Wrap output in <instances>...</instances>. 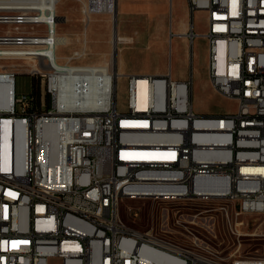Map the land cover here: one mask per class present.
I'll return each instance as SVG.
<instances>
[{"label": "built area", "instance_id": "obj_1", "mask_svg": "<svg viewBox=\"0 0 264 264\" xmlns=\"http://www.w3.org/2000/svg\"><path fill=\"white\" fill-rule=\"evenodd\" d=\"M46 1H54V14L41 21ZM60 1L0 0V60H31L36 80L19 91L17 68L0 64V264H50L52 257L61 264H264V255L210 259L196 234V226L210 229L214 214L206 209L163 210L160 233L129 228L119 214L121 193L151 201L206 195L209 202L222 194L225 206L215 210L237 218L229 229L240 235V216L264 213V0H188L192 15L206 12L208 29L196 34L191 20L186 35L206 37L211 84L237 102L219 115L194 110L192 77L173 78L171 66L164 74H125L126 110L118 107L114 58L110 66L74 60L59 67L58 45L38 46V38L58 32ZM78 1L85 19L118 12L119 0ZM83 43L74 59L87 54ZM119 44L113 40V57ZM69 73L80 108L68 106ZM87 73L100 74L99 103L81 104ZM169 227L193 238L176 245Z\"/></svg>", "mask_w": 264, "mask_h": 264}, {"label": "rangeland", "instance_id": "obj_2", "mask_svg": "<svg viewBox=\"0 0 264 264\" xmlns=\"http://www.w3.org/2000/svg\"><path fill=\"white\" fill-rule=\"evenodd\" d=\"M82 8V3L78 0L59 2L58 14L64 16L65 20H60L58 33L66 36L68 41L58 45V60L61 63H74V60L106 63L114 58L118 71L123 74L119 76L117 94L118 107L121 110L128 108V79L125 74L144 75L157 70L167 72L169 66L175 79L192 77L191 99L196 112L219 115L236 109V100L223 96L211 84L208 74L209 45L206 37L196 35L194 42H185L182 37L173 34L182 22L186 24L184 28L188 24L190 29L191 20L194 22L196 34L206 32L208 25L204 10H197L192 15L188 0H119V10L115 17L109 14H94L90 19H85ZM171 29L172 35H169ZM117 31L133 40L131 43L120 42L117 54L113 57V40ZM152 37L157 41L165 39V50L154 49L149 53L142 51L140 47L147 46ZM85 38L88 40L87 54L74 59V52L83 50ZM32 63L28 59L0 60L3 68H17L18 81L25 82L26 87L29 86L27 74ZM13 64L18 66L13 67ZM218 206H225V200L211 198L209 202V199H197L175 204L148 199H125L121 204L120 214L126 222L139 230L160 233L162 223L167 225V212L163 213V210L167 211L168 208L172 214L187 209L194 214L206 209V212H213L215 219L208 216L210 229L205 232V227L196 226V234L206 241L210 253L227 260L245 256L262 257L264 213L240 216L239 219L244 220V223L241 225L240 235H237L229 229L237 218H225V212L215 210ZM226 208L229 211L226 214L234 213V206ZM172 218H169L171 222ZM183 231L185 232L183 228H173L167 235L183 243L185 239L193 238L187 231L186 235H183ZM50 264H61V261L58 257H52Z\"/></svg>", "mask_w": 264, "mask_h": 264}, {"label": "bare ground", "instance_id": "obj_3", "mask_svg": "<svg viewBox=\"0 0 264 264\" xmlns=\"http://www.w3.org/2000/svg\"><path fill=\"white\" fill-rule=\"evenodd\" d=\"M54 14V1H46L45 3H42V9H38V16L39 20L41 21H50V16H53ZM180 34H185L183 33H178ZM133 38L122 35L121 33L115 32V43H120V42H125V43H131ZM46 41L49 42H54V50H55V45H61L65 44L68 39L66 36L59 34L58 32L50 34L47 39L46 38H38V46H46ZM56 55H58L56 53ZM56 64L59 67L64 66L60 61H56ZM111 62H106L103 63V66H110ZM74 69H69V72H73ZM69 73V74H70ZM122 75L118 71V76ZM69 82H68V90H69V95L71 99H68V106H73V108H80V100H75L74 99V89H75V82H74V77H71L72 75H69ZM3 80L2 76L0 75V81ZM139 87H140V92L144 93L147 87V81L144 78H141L139 81ZM84 88L88 89V92L90 93H82L81 94V104H93V103H99V91L101 90V85H100V74L99 73H87L84 76ZM76 95V93H75ZM58 103H66V96H58ZM11 125L10 120H5L4 121V129L5 131L3 132V142H4V147L6 144L9 142V137L8 134L6 133V127H9ZM220 199V200H225V196L222 194H212L210 199ZM125 199H143L145 198L142 195L138 194H129L128 193H121V200ZM197 199H209L208 196L206 195H187V197H176L174 195H162L161 198H155L154 202H168V203H184V202H189L192 200H197ZM123 201H120V206H119V214L121 212V204ZM188 205V204H187ZM226 212L229 213L228 209L226 208ZM194 214H200V212H195ZM120 219L124 224L127 225L129 228H135L132 225H130L128 222H126L120 214ZM205 227V226H203ZM185 243L183 242H177L176 245H184ZM210 259H217V255L210 253Z\"/></svg>", "mask_w": 264, "mask_h": 264}, {"label": "crops", "instance_id": "obj_4", "mask_svg": "<svg viewBox=\"0 0 264 264\" xmlns=\"http://www.w3.org/2000/svg\"><path fill=\"white\" fill-rule=\"evenodd\" d=\"M118 10H119V1H118ZM122 10H123V8H122ZM185 26H186L185 22H182L178 26L179 28L175 29V31L173 32V34L182 37V39L186 42L187 40H190V39L186 35V33L189 31L188 24H187V27L186 28H184ZM183 32H185V34L178 35V33H183ZM169 35H172V29H171V32H170ZM171 39L172 38L170 37V40ZM165 44H166V40L165 39H161L160 41L159 40L157 41L156 38L154 39V37H152L150 39L149 44L147 46L140 47V49L142 51H145V52H148V53L151 52V51H153L154 49H160V48H162V49L165 50ZM150 73L151 74H164L165 72H163L161 70H157V71L150 72ZM27 75H29V74H27ZM32 87H33V82H32L31 75H29V86L28 87H26L25 82L24 83L23 82H20L19 83L18 77H17V88H18L19 91H29V90L32 89Z\"/></svg>", "mask_w": 264, "mask_h": 264}, {"label": "trees", "instance_id": "obj_5", "mask_svg": "<svg viewBox=\"0 0 264 264\" xmlns=\"http://www.w3.org/2000/svg\"><path fill=\"white\" fill-rule=\"evenodd\" d=\"M32 82H33V86H35V85H36V80H35V78H32Z\"/></svg>", "mask_w": 264, "mask_h": 264}, {"label": "water", "instance_id": "obj_6", "mask_svg": "<svg viewBox=\"0 0 264 264\" xmlns=\"http://www.w3.org/2000/svg\"><path fill=\"white\" fill-rule=\"evenodd\" d=\"M59 20H65L64 16H59Z\"/></svg>", "mask_w": 264, "mask_h": 264}]
</instances>
